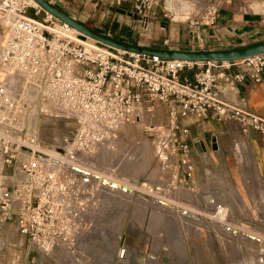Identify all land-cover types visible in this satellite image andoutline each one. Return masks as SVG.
<instances>
[{
	"label": "built area",
	"instance_id": "2783aa9c",
	"mask_svg": "<svg viewBox=\"0 0 264 264\" xmlns=\"http://www.w3.org/2000/svg\"><path fill=\"white\" fill-rule=\"evenodd\" d=\"M111 4L116 8L130 4L141 24L159 10L169 23L194 32L213 28L220 10L217 0H111ZM40 12L29 0H0V224L14 222L17 235L33 252L52 259L58 251L75 249L89 228L87 214L100 204L93 182L73 163L94 154L122 127L141 122L146 107H169L171 143L190 177L188 131L179 128L177 110L181 117L202 120L212 116L220 121L227 114L240 118L218 98L219 80L229 77L213 72L239 64L258 83L264 54L232 63L129 54L89 39L90 44L75 43L69 28L51 16L45 14L38 21ZM197 69L192 81L180 80ZM233 79L243 77L237 74ZM32 110L46 119L72 121L75 127L56 146H48L35 129H29ZM244 122L264 136L262 121ZM103 184H98L101 190ZM126 250L118 249L117 260L124 259Z\"/></svg>",
	"mask_w": 264,
	"mask_h": 264
},
{
	"label": "rangeland",
	"instance_id": "374dc122",
	"mask_svg": "<svg viewBox=\"0 0 264 264\" xmlns=\"http://www.w3.org/2000/svg\"><path fill=\"white\" fill-rule=\"evenodd\" d=\"M57 5L66 14L78 16L84 25L113 39L119 40V35L126 30L127 39L120 41L163 48L161 35L166 29L160 32L159 20L166 21L165 26L169 22L159 10L155 27L151 29L147 27L149 15L141 24L130 4L116 8L111 0H61L54 6ZM28 16L32 17V13L28 12ZM44 18L45 14L40 12L37 20L41 22ZM1 39L0 26V42ZM72 41L90 44L75 35ZM228 110L233 112L232 108ZM32 111L28 116L29 129H35L48 146H56L75 127L72 121L46 119L36 110ZM227 115L216 121L221 124L234 121L232 114ZM142 116L144 127L128 126V132L112 138L94 154L84 156L82 166L88 174L84 178L93 182L92 191L98 192L100 204L87 214L89 228L75 249L46 259L33 252L25 239L17 235L15 223L11 221L0 224V264H113L120 247L127 249L125 259L130 255L128 247L137 249L140 258L144 255L147 258L146 264H264V178L256 164H251L243 140L235 153L225 155L227 169H193L187 177V168L176 157L177 147L171 143L172 119L166 108L146 107ZM238 119L232 131L237 128L244 132L246 122ZM156 132L161 136L156 138ZM143 137L148 138L147 144L143 143ZM165 164L169 177L164 183L158 174ZM103 182L105 187L101 190L98 186ZM119 182L126 183V189ZM142 183H149L156 193H164L163 200L174 207V212L161 208L158 197L144 201L138 197L141 191L128 194L129 187L134 185L139 189ZM157 183H163L167 191H157ZM174 184L189 191L192 199L180 196L176 190L173 192ZM213 204L225 209L226 216L221 220L210 218L208 208ZM176 209L198 216L186 218Z\"/></svg>",
	"mask_w": 264,
	"mask_h": 264
},
{
	"label": "crops",
	"instance_id": "0c3cea01",
	"mask_svg": "<svg viewBox=\"0 0 264 264\" xmlns=\"http://www.w3.org/2000/svg\"><path fill=\"white\" fill-rule=\"evenodd\" d=\"M48 1L54 5L56 2L61 3V0ZM217 3L220 8L219 15L216 25L211 29L203 28L198 32L188 31L173 23L165 26L167 22L160 18V32L166 29V33L161 35L164 38L161 41L162 46L172 49L219 50L246 47L264 41V0H217ZM57 7L63 9L58 5ZM156 15L158 16L157 12ZM73 17L84 24V21L78 16L74 15ZM148 19L150 21H148L147 27L154 28L156 17ZM126 35L125 30L119 35V40L127 39ZM198 70L184 73L182 77L192 81L193 75ZM213 73H221L223 78L229 77L227 81L219 80L221 89L218 98L224 106L239 112L243 121L255 118L264 123V71L261 73L258 83H255L251 73L239 64L230 65L228 70H214ZM237 74L243 77L242 81L233 79ZM165 108L169 113V107ZM233 120L221 124L212 116L204 120L195 116L181 117L177 110L179 128L188 131L190 170L227 169L225 155L235 153L242 139L248 157L252 160L251 164H256V168L264 178V136L250 127H247L244 132L237 128L232 131L234 122L240 119L235 117ZM251 166L243 168L253 169ZM128 248L129 257L117 260L113 264H146L145 255L140 258L141 255L137 249Z\"/></svg>",
	"mask_w": 264,
	"mask_h": 264
},
{
	"label": "water",
	"instance_id": "95a60500",
	"mask_svg": "<svg viewBox=\"0 0 264 264\" xmlns=\"http://www.w3.org/2000/svg\"><path fill=\"white\" fill-rule=\"evenodd\" d=\"M36 3L37 8L46 15L51 16L58 22L73 29L81 36L112 50L122 51L129 54L157 57L167 60H178L193 63H232L247 60L264 54V41L239 48L231 49H172L169 47L157 48L132 44L116 40L108 35L100 33L72 17L59 8L54 6L48 0H32Z\"/></svg>",
	"mask_w": 264,
	"mask_h": 264
},
{
	"label": "bare ground",
	"instance_id": "6f19581e",
	"mask_svg": "<svg viewBox=\"0 0 264 264\" xmlns=\"http://www.w3.org/2000/svg\"><path fill=\"white\" fill-rule=\"evenodd\" d=\"M29 1H30V4H31L33 7H37V5H36V3H35L34 1H32V0H29ZM68 30H69L70 33L74 34L76 37H78V38H80V39H87V38L81 36L80 34H78L76 31H74V30L71 29V28H69ZM77 41H79V40H77ZM80 42H81V41H80ZM81 43H83V42H81ZM138 124H139V125H142V127H144V126H143V116H142V118H141V122H139V123H130V124H128V125L122 127V129H120L114 137H115V138H118V137H120L123 133H125L126 131L128 132V126L133 127V126L138 125ZM156 133H157L156 138L161 136L158 132H156ZM113 139H114V138H113ZM142 140H143V143L147 144V142H148V138H147V137H143ZM151 141H152V140H151ZM107 143H108V142H107ZM104 144H106V143H104ZM104 144H102L101 146H103ZM156 144H158V141H157V140L154 141V145H155V146H156ZM101 146H100V147H101ZM51 150H52L51 152L54 153V150H53V149H51ZM50 154H51V153H50ZM89 155H90V154H89ZM89 155H86V156H89ZM83 160H84V159H81V160L78 161V163H80V164L73 163V165H75L74 167L78 168L80 171L83 172L84 177H87L88 174H87V173H84V166H82V164L84 165V161H83ZM167 169H168V168H167L166 164L163 165L162 168H161V170H160V173L158 174L159 176L161 175V178H162L163 180H165L164 183L166 182V179L169 177V176H168V173L166 172ZM150 177H151V176H150ZM151 178H152V177H151ZM153 178H154V177H153ZM149 181H150V180H149ZM118 184L122 185V187L125 188V189H126V187H127V184H126V183L119 182ZM139 186H140L139 189H137L134 185H132L131 187H129V188H128V194L133 195L135 191H141L140 194L138 195V197H140V198L143 199L144 201H151V197H158V198L160 199V200L158 201V203H159V206H160L161 208H163V209L168 208L169 211H173V212H174V207H172V206H170V205H166V204H167L166 201L163 200V199H164V196H163L162 194H164V193H161V192L156 193V192H154V190L152 189V186L149 185V183H142V184H140ZM155 186H156V190H157V191H159V190H161V189H163L164 191H165V190L167 191V188H166V186L163 185V183H157ZM117 187H119V186H117ZM117 187H116V189H117ZM159 187H160V188H159ZM171 189H172L173 192H174V190H176V193H179L180 196L184 195V197H185L186 199H188L189 201L192 199V196L190 195V192L187 191V190H186L185 188H183L182 186L177 187V186L174 184V185L171 186ZM180 201H184V199H181V198H180ZM184 202H187V201H184ZM157 205H158V204H157ZM208 210H209L210 213H211L210 218H211L212 220H216V221H218V220H221V218H223L224 216H226V215H224V214H226V211H225V209H223V206L220 205V204H218V205L213 204V205L209 206ZM176 211H177V209H176ZM177 212H178L179 214H181V215H185L186 218H190V219H192V218H193V219H194V218L196 219L197 216H198L197 213L186 212V211H180V209H178ZM171 213H172V212H171ZM224 223H225V222H224ZM226 225H227V224H226ZM225 228H227V227H225ZM226 230H227V229H226ZM59 252H61V251H58V252H56L55 254H58ZM57 256H58V255H57Z\"/></svg>",
	"mask_w": 264,
	"mask_h": 264
}]
</instances>
